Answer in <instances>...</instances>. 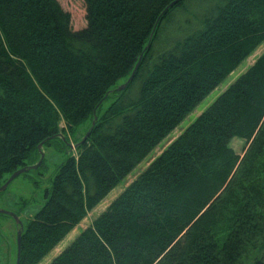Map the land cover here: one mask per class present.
<instances>
[{
  "label": "trees",
  "instance_id": "obj_1",
  "mask_svg": "<svg viewBox=\"0 0 264 264\" xmlns=\"http://www.w3.org/2000/svg\"><path fill=\"white\" fill-rule=\"evenodd\" d=\"M83 1L74 31L59 0H0V187L40 144L69 151L22 221L19 264H41L264 43V0ZM198 2L195 29L159 52ZM90 129L74 154L67 137ZM48 264H264V53Z\"/></svg>",
  "mask_w": 264,
  "mask_h": 264
},
{
  "label": "rangeland",
  "instance_id": "obj_2",
  "mask_svg": "<svg viewBox=\"0 0 264 264\" xmlns=\"http://www.w3.org/2000/svg\"><path fill=\"white\" fill-rule=\"evenodd\" d=\"M62 8L71 16V25L74 31H79L87 26L86 8L83 0H59ZM209 2L206 4L191 3L187 11H174L173 16L164 23L160 38L158 51L161 52L178 39L183 38L188 32L195 29L193 14H204ZM209 11V10H208ZM264 53V43L233 73L231 74L212 94H210L198 107L190 114L182 124L155 149L133 172L118 186L89 216L78 226L60 245L48 255L41 264H48L80 234L83 228L87 227L91 221L117 198L119 194L130 185L139 174H141L153 160L160 156L163 151L169 147L191 124H193L199 115H201L233 82L237 80L244 72L253 66L256 60ZM120 84L119 86L123 85ZM113 99L106 102V109ZM61 128L65 124L61 123ZM87 128V125L81 127L78 131L77 138H80ZM71 145H75L72 137H67ZM232 147L240 157L244 156L246 143L242 140L235 139ZM69 151L63 150L60 141L54 142L51 147L44 149L45 161L38 170H32L16 178L9 186L7 192L0 196V209L10 212H17L22 208L20 218L25 223L32 218L46 202L44 192L50 188L51 180L55 177L59 165L65 161ZM76 154V149L73 150ZM39 162L37 159L31 160L35 165ZM22 201L17 203L18 201ZM16 229L13 220L10 217L0 215V264H15L16 260Z\"/></svg>",
  "mask_w": 264,
  "mask_h": 264
},
{
  "label": "water",
  "instance_id": "obj_3",
  "mask_svg": "<svg viewBox=\"0 0 264 264\" xmlns=\"http://www.w3.org/2000/svg\"><path fill=\"white\" fill-rule=\"evenodd\" d=\"M180 1H182V0H177V1H175L174 3H172V4H171V5H170V6L164 11V14H165L170 8H172L173 6H175V5H176L178 2H180ZM152 36H153V34H152ZM149 47H150V44L147 46L146 49H148ZM141 61H142V56L140 57V60H139V62H138V64H137V66L135 67V69H134V71H133L131 77L128 79V81H127L126 83H124L123 85H121V86L118 87V89H117L118 91H123V90H125V89L127 88V86L129 85V83L134 79V77H135V75H136V73H137V71H138V69H139V66H140V64H141ZM96 120H97V118L95 117L94 122H93V126L95 125ZM90 133H91V129H90V131H88V132L86 133V135L83 137V139H82L79 143H77L76 145H70L71 150H74V149L80 147V146H81V145L87 140V138L90 136ZM60 136H61V135H60ZM61 137H62V136H61ZM42 147H43L42 144H40L39 147H38L39 152L41 153V158H40L39 162H38L37 164H35V165L27 166V167H24V168H22V169H20V170H18V171H16V172H14V173L8 178V180L4 183V185H2V186L0 187V193L5 192V191L7 190V188L10 186V184H11L16 178H18L19 176H21V175H23V174H26V173H28V172H30V171H32V170H36V169H38V168L42 165V163H43V161H44V158H45V155H44V153H43V151H42ZM0 214H1V215H7V216H10V217L15 221L16 225L18 226V229H17V262H16V264H19V263H20V259H21V241H22V233H23V230H24L23 222H22L21 218H20L16 213H14V212H10V211L4 210V209H0Z\"/></svg>",
  "mask_w": 264,
  "mask_h": 264
}]
</instances>
